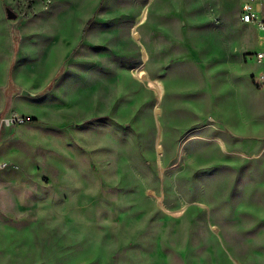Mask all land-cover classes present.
I'll return each mask as SVG.
<instances>
[{"label": "rangeland", "instance_id": "obj_1", "mask_svg": "<svg viewBox=\"0 0 264 264\" xmlns=\"http://www.w3.org/2000/svg\"><path fill=\"white\" fill-rule=\"evenodd\" d=\"M242 2L0 0V264H264Z\"/></svg>", "mask_w": 264, "mask_h": 264}, {"label": "built area", "instance_id": "obj_2", "mask_svg": "<svg viewBox=\"0 0 264 264\" xmlns=\"http://www.w3.org/2000/svg\"><path fill=\"white\" fill-rule=\"evenodd\" d=\"M262 0H243L241 6V20L245 24L256 23L261 31L264 32V19L261 17V3ZM259 60L264 59V52H259L256 54ZM19 122H24L23 118L16 115L6 117L4 119V124L6 126H14ZM8 163H1L0 167L6 166Z\"/></svg>", "mask_w": 264, "mask_h": 264}, {"label": "water", "instance_id": "obj_3", "mask_svg": "<svg viewBox=\"0 0 264 264\" xmlns=\"http://www.w3.org/2000/svg\"><path fill=\"white\" fill-rule=\"evenodd\" d=\"M7 15H8V17L9 18H11V19H15V18H17V14L12 10V9H7Z\"/></svg>", "mask_w": 264, "mask_h": 264}]
</instances>
